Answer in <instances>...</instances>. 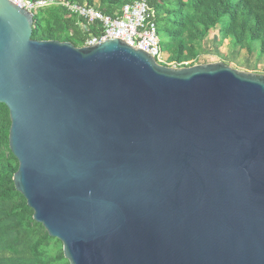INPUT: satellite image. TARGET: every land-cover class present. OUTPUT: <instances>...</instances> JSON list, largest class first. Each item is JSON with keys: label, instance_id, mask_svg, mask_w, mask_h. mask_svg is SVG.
I'll list each match as a JSON object with an SVG mask.
<instances>
[{"label": "water", "instance_id": "1", "mask_svg": "<svg viewBox=\"0 0 264 264\" xmlns=\"http://www.w3.org/2000/svg\"><path fill=\"white\" fill-rule=\"evenodd\" d=\"M32 28L0 0V104L14 189L68 264H264V77Z\"/></svg>", "mask_w": 264, "mask_h": 264}, {"label": "trees", "instance_id": "2", "mask_svg": "<svg viewBox=\"0 0 264 264\" xmlns=\"http://www.w3.org/2000/svg\"><path fill=\"white\" fill-rule=\"evenodd\" d=\"M94 5L106 16H115L134 0H68ZM157 29L159 47L167 62L180 64L197 57V46L210 31L227 39L248 56L264 58V0H147ZM86 31L74 17L48 7L33 13L32 38L69 42L82 47ZM10 119L0 104V264H68L62 252L46 259L52 243L43 227L32 219L33 212L15 191L12 177L18 163L9 150Z\"/></svg>", "mask_w": 264, "mask_h": 264}, {"label": "built area", "instance_id": "3", "mask_svg": "<svg viewBox=\"0 0 264 264\" xmlns=\"http://www.w3.org/2000/svg\"><path fill=\"white\" fill-rule=\"evenodd\" d=\"M15 6L32 14L38 10L54 7L62 9L68 17L76 18L86 31L82 47L94 46L107 39H118L150 55L157 64L170 68H185L187 61L180 64L167 62L161 56L157 29L151 19L147 0H134L122 6L115 16L102 14L94 5L78 4L68 0H9Z\"/></svg>", "mask_w": 264, "mask_h": 264}, {"label": "rangeland", "instance_id": "4", "mask_svg": "<svg viewBox=\"0 0 264 264\" xmlns=\"http://www.w3.org/2000/svg\"><path fill=\"white\" fill-rule=\"evenodd\" d=\"M197 50V57L187 60V67L185 68L211 63H223L239 72L264 77V58L258 56L256 52L248 56L245 50L234 48L229 40L219 38L217 31H210L202 43L197 46ZM162 51L161 56L166 60L168 55L166 51ZM60 251L62 252V246L52 243L46 259L53 261L56 253Z\"/></svg>", "mask_w": 264, "mask_h": 264}]
</instances>
